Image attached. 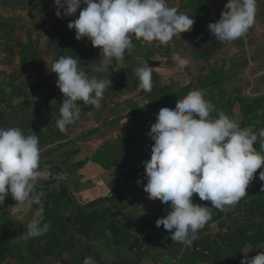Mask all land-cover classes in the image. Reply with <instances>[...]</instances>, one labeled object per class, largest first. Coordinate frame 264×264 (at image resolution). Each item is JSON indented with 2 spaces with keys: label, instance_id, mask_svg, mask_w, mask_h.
<instances>
[{
  "label": "crops",
  "instance_id": "1",
  "mask_svg": "<svg viewBox=\"0 0 264 264\" xmlns=\"http://www.w3.org/2000/svg\"><path fill=\"white\" fill-rule=\"evenodd\" d=\"M227 2L167 0L169 7H176L195 20L191 30L160 46L157 42H143L133 37L131 51L125 50L122 59H112L108 71L95 72L103 53L94 48L87 37L78 41L80 45L73 58L80 60L93 53L99 55L96 64H89V58L79 63L90 76L110 82L101 102L108 100L112 104L100 110L77 101L79 118L65 131H60L56 125L64 97L56 86L58 77L48 69L46 61L57 60L64 50L57 44L58 36L63 38V29L56 21L53 0H44V5L38 8L31 7L29 1L0 0V127H18L25 135L37 134L40 162H46L49 149L62 146L65 149L69 145L76 147L77 152L76 156L71 155L77 158L68 159L61 152L63 157L40 163L42 173L37 186L42 187L43 194L39 204L24 207L9 194L0 205V264H83L86 257L93 258L96 264H221L223 257L232 259L230 253L217 247L232 251L220 238L226 235L225 229L231 228L230 209L221 211L218 216L211 214V219L198 230L197 239L201 241H193L191 247H186L175 244L170 232L163 226L152 225L148 219L153 217L148 215L166 216L170 210L168 205L148 199V194L136 187L137 180L147 183L142 162L150 159L154 142L146 134L155 123L158 111L164 107L174 109L177 100L193 89H202L204 96L210 97L221 86L227 71H244L249 67L252 77L246 80L247 85L257 89L251 90L253 97L239 96L235 92L232 103L240 112L237 119L246 117L248 120L240 123L241 127L256 129L255 119L259 114L252 101H264V89H261L264 87V0H257L255 22L244 36L221 42L207 25L220 18ZM83 7L86 6L82 4ZM79 11L75 17H63L60 21L68 25L78 18ZM70 32L75 38V30ZM181 58H188V65L180 67ZM146 63L153 68L151 91L139 88L134 73L135 68ZM5 88L11 91L6 92ZM112 111L114 115L96 122L98 116ZM131 115L137 119L132 128L128 125L105 132L96 130L105 122ZM209 118H217V113L212 112ZM114 143L120 147L116 158L106 152ZM100 153H103L101 159ZM57 164L65 165L69 172L75 201L68 194L60 168L48 167ZM198 199L193 202L211 207ZM107 201L125 218L143 219V222L134 227L119 223L113 219ZM247 202L245 200V211L239 212H256V207L251 210ZM235 206H241L240 201ZM142 208L145 214L140 216ZM33 220L41 226L47 224L48 231L25 239L26 225ZM111 225L116 226V233L111 231ZM245 231L248 238L238 244L237 250L242 257L251 258L257 252L253 249L255 245H264V240L252 241L256 235L250 225ZM197 245L210 249V253L196 251ZM211 249L217 250V254Z\"/></svg>",
  "mask_w": 264,
  "mask_h": 264
},
{
  "label": "clouds",
  "instance_id": "2",
  "mask_svg": "<svg viewBox=\"0 0 264 264\" xmlns=\"http://www.w3.org/2000/svg\"><path fill=\"white\" fill-rule=\"evenodd\" d=\"M53 4L57 18L75 17L80 9L78 18L67 27L75 30L77 41L87 37L103 53L95 72L108 71L112 59H122L125 50L131 51L133 37L166 45L195 23L186 13L169 7L167 0H53ZM82 4L86 7L81 8ZM256 12L257 0H228L220 18L209 22L207 28L216 40L235 41L253 26ZM46 61L57 75L56 86L64 97L56 126L65 131L79 118L76 102L99 108L110 82L90 76L72 56ZM188 63V58L178 60L180 67ZM152 69L146 63L134 70L144 91L152 89ZM213 111L217 118L210 119ZM146 135L154 143L150 159L142 162L147 181L143 191L148 199L168 205L170 210L156 219V226H163L175 244L186 247L192 246L198 230L211 219L212 208L225 211L247 195L254 174L264 165V153L254 147L259 142L264 149V128H242L206 100L200 89L179 98L174 109L161 108ZM41 173L38 135H25L18 127H0V205L9 194L24 207L39 204L42 193L36 187ZM259 179L264 181V171L259 172ZM141 182L137 180V185ZM194 194L201 201H210L211 207L194 203ZM143 214L144 209L140 216ZM26 227L28 239L45 234L49 226L33 220ZM260 250L251 258L245 255L240 264H264V245ZM83 264L96 262L86 257Z\"/></svg>",
  "mask_w": 264,
  "mask_h": 264
},
{
  "label": "rangeland",
  "instance_id": "3",
  "mask_svg": "<svg viewBox=\"0 0 264 264\" xmlns=\"http://www.w3.org/2000/svg\"><path fill=\"white\" fill-rule=\"evenodd\" d=\"M28 1L32 3L31 7H33V8H38L39 6L44 5V0H21V2H25V3H27ZM41 1H42V3H41ZM60 19L61 18H57L56 21L58 22V24H60L59 26L62 27V29H63V38L61 39V37L58 36V38H57L58 47H61V45L64 47L63 56H66V57L72 56L73 57L75 55V49H77V47L80 44L75 38L70 36L73 33L70 32L71 30L67 27V24H66L67 22L66 21L61 22ZM98 56L99 55L97 53L90 54L88 56V58H89L88 63L91 64L93 62L96 64L98 62ZM88 58H80V60L79 59L78 60H79V62L82 63V61H87ZM235 65L238 66V64H235ZM237 68H239V66ZM232 74H233V76H232ZM230 76H232V77H230ZM251 77H252V75H251V71H250L249 67H247L244 71L243 70H231L230 72L227 71L224 74V78L220 82L221 86L217 87L218 89L216 88L215 92H213L210 97H205V99L211 101V99L214 98L213 99L214 102L213 101H211V102L216 106L217 110H222L230 118L238 121L239 124L240 123L245 124L248 122L246 117L245 118L238 117V119H237V116L240 112H238V109H236V107L233 106L232 95L235 94V92H237L236 95H239V96L253 97V95H250L252 93L251 90L257 89V87L250 89V87H248L247 81H246L247 79H249ZM229 78L233 79L234 81L229 79ZM261 89H264V87H261ZM200 90H202V89H200ZM105 91H108V89ZM252 102L255 104V107H254L255 112L257 114H259L255 119L256 129H253V130L262 129V128H264V101L263 102H256V103L254 101H252ZM111 104L112 103H110V101L105 100V101L101 102V106L99 108H100V110H103V108H105L107 106H111ZM213 112L217 113L216 111H213ZM261 113H263V114H261ZM114 114H115V112L112 111V112H108V113L101 115L102 117L98 116L96 122L98 123L104 119H108L109 117H111ZM134 116H132V115L131 116H123V117L118 118V119H113L111 121H108V122H105L104 124L99 125L96 128V130L101 129L105 132L106 130L111 131L112 129L113 130L114 129H120V128H123V127L128 126V125H129V127L132 128L134 126V124H136V123H133V121L137 120V119H134ZM138 116H140V114ZM136 118H138V117H136ZM248 119H250V118H248ZM100 135L101 134L99 133L98 136H100ZM67 147H68V149H66ZM254 147L257 148V150L264 153V149L260 148L259 142L257 144H254ZM62 148H63V146L58 147L56 149H49L47 152L48 157H46L47 160H45L46 162H40V163H47V161H55V159H59L58 158L59 156L63 157L61 152H64V157L68 156L69 157L68 159L77 158V157L71 156L72 154H73V156H76V153H77V152L75 153L76 147H71L68 145L65 147V149H62ZM56 152H58V154L55 155L54 153H56ZM106 152L109 156L116 158L120 154V147L118 144L114 143L113 146L107 147ZM101 154H103V153L99 154V159H101L103 157ZM51 157H53V158H51ZM66 162H67V160H66ZM73 166H75V165H71L72 168H73ZM260 171H264V165H262V167L260 169H258L257 172L254 174V178L249 183V185L246 189L247 195L240 200L241 206H234V207H228L227 208V210L230 209V211H231L229 213V218H228L229 222L230 221H232V222L230 224L231 228L228 227V230L225 229V231H223V233L227 234L229 232H233L235 235V240H236L237 244H241L246 239L247 232L245 230L238 232V228L234 225L236 222L238 223L239 227L242 226V223L245 225V227H248V225H250L252 227V231L256 235V237H260L261 235H264V212L259 213V211H256V212L252 213V212L248 211L247 214H243V215L239 212V210L245 211L244 203H245V200L249 201V197H251V196L255 197L256 200H258V201H262V199H264V191H262V185H264V181H261L259 179V172ZM61 176L63 177L62 173H61ZM144 185L145 184L143 182H141V184L136 185V187L143 190ZM193 196H194V198H192L193 200H196L197 198H199L197 194H194ZM247 196H248V200H247ZM199 200L200 199H198V201ZM155 202L157 204H162L160 200H156ZM201 203L202 204H206V203L211 204L210 201H202ZM53 205L55 206V204H53ZM242 205H243V207H242ZM255 207H256V205H254V204L252 206H250V208H252V209ZM248 208H249V206L247 207V209ZM255 210H258V209L256 208ZM220 213H221V210H218L215 208H214V210H211L212 215L218 216ZM65 216H67V215H65ZM148 216H153V215H148ZM160 216H162V215H160ZM61 217H63V216H61ZM248 217H250V218L248 219ZM114 218L115 217L113 216V219ZM155 219H157V218H155ZM154 222L156 223V220H154ZM222 223H223V221L221 222V226H223ZM227 223H228V221H227ZM247 223H248V225H247ZM132 227H134V226H132ZM205 233H209V232L206 231ZM253 249H256V251H257L255 254H258V252L262 251V250H260V245H255V247ZM206 250L208 251V253H210V249L206 248ZM211 252L217 254V250L211 249ZM227 256H230V255L227 254ZM221 259H224V260H222L221 264H239L241 261V258L238 260L234 259V258L227 260L228 257H223Z\"/></svg>",
  "mask_w": 264,
  "mask_h": 264
},
{
  "label": "trees",
  "instance_id": "4",
  "mask_svg": "<svg viewBox=\"0 0 264 264\" xmlns=\"http://www.w3.org/2000/svg\"><path fill=\"white\" fill-rule=\"evenodd\" d=\"M48 167H56V166H48ZM59 170H61V169H59ZM62 172V171H61ZM64 190H65V188H64ZM250 204V206H252L253 204L254 205H256V208L258 209V210H256V211H259V213H261V212H264V199H262V201H258V200H256V198L255 197H249V201L247 202V205H249ZM251 210H253L252 208H251ZM247 211V210H246ZM248 213V212H247ZM247 213H241L242 215L243 214H247ZM154 217H156V218H158V217H162V216H160L159 214H154L153 215ZM119 223H121L119 220H117ZM152 225H156V223L154 222V221H151L150 222ZM122 224V223H121ZM236 224H237V228H238V232H241L242 230H245L247 227H245V225L244 224H242V226H238V223L236 222ZM240 225V224H239ZM245 227V228H244ZM111 231H113V233H116V231H117V228H116V226H114V225H111ZM221 238V240H222V242H223V244H225L226 246H229L230 248H232V251H228V250H225V249H223L220 245H218L217 247L222 251V252H225V253H230V255H232L231 257L232 258H234V259H242L243 257V255L240 253V251L239 250H237L238 248L237 247H239L238 246V244L236 243V240H235V235H234V233L233 232H229V233H227L225 236H223V237H220ZM248 238V236H246V239ZM264 240V236H260V237H253L252 238V241L253 242H260V241H263ZM199 241H201V240H194V242L195 243H197V242H199Z\"/></svg>",
  "mask_w": 264,
  "mask_h": 264
},
{
  "label": "water",
  "instance_id": "5",
  "mask_svg": "<svg viewBox=\"0 0 264 264\" xmlns=\"http://www.w3.org/2000/svg\"><path fill=\"white\" fill-rule=\"evenodd\" d=\"M55 166H57V167H59L61 169L62 174H63L64 181H65V184H66V188H67V191H68V194L75 201V199L73 197V194L71 192L70 180H69V172L67 171L65 165H63V164H57ZM106 204L110 207L111 212L113 213V215L115 216V218L117 220H119L123 224H126L128 226H136L139 223L143 222V219H136V220H134V219L125 218L118 211V209L114 205H112L109 201H107ZM148 219L151 220V221L156 220L155 217H148Z\"/></svg>",
  "mask_w": 264,
  "mask_h": 264
},
{
  "label": "built area",
  "instance_id": "6",
  "mask_svg": "<svg viewBox=\"0 0 264 264\" xmlns=\"http://www.w3.org/2000/svg\"><path fill=\"white\" fill-rule=\"evenodd\" d=\"M36 191H37L38 193H42V194H43L42 187H40V186H37V187H36ZM167 231H168V230H167ZM168 233H169V231H168ZM195 250L198 251V252H201V253H203V254H205V255H208V254H209L208 251H207L205 248H202V247H200L199 245H197V246L195 247ZM133 253H134V252H133Z\"/></svg>",
  "mask_w": 264,
  "mask_h": 264
}]
</instances>
